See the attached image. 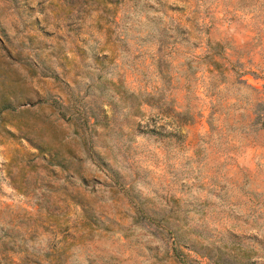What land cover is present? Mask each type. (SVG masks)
<instances>
[{"label": "rangeland", "instance_id": "374dc122", "mask_svg": "<svg viewBox=\"0 0 264 264\" xmlns=\"http://www.w3.org/2000/svg\"><path fill=\"white\" fill-rule=\"evenodd\" d=\"M226 260L264 264V0H0V264Z\"/></svg>", "mask_w": 264, "mask_h": 264}, {"label": "trees", "instance_id": "16d2710c", "mask_svg": "<svg viewBox=\"0 0 264 264\" xmlns=\"http://www.w3.org/2000/svg\"><path fill=\"white\" fill-rule=\"evenodd\" d=\"M230 262V263H229ZM226 260L225 262H222L221 264H234V262Z\"/></svg>", "mask_w": 264, "mask_h": 264}]
</instances>
